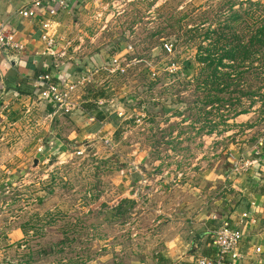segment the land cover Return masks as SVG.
<instances>
[{"label": "rangeland", "instance_id": "obj_1", "mask_svg": "<svg viewBox=\"0 0 264 264\" xmlns=\"http://www.w3.org/2000/svg\"><path fill=\"white\" fill-rule=\"evenodd\" d=\"M73 1L59 30L65 57L80 69L89 55L108 49L136 60L109 77L127 117L110 146L97 139L78 155L71 153L76 148L0 149V264H151L154 249L183 230L180 222L225 191L216 176L228 166L227 153H256L264 130L259 101L232 118L228 99L235 93L228 86L217 106L207 104L214 91L202 86L205 65L195 57L197 45L208 43L203 31H223L230 7L240 16L233 28L245 37L264 7L249 17L245 0ZM186 61V72L176 73ZM91 90L97 89L77 94L86 99ZM247 100L241 96V106ZM197 167L218 175L203 180ZM165 221L179 224L165 228Z\"/></svg>", "mask_w": 264, "mask_h": 264}, {"label": "crops", "instance_id": "obj_2", "mask_svg": "<svg viewBox=\"0 0 264 264\" xmlns=\"http://www.w3.org/2000/svg\"><path fill=\"white\" fill-rule=\"evenodd\" d=\"M24 2L25 0H0V21H6L12 38L24 46V51L18 55L8 52L9 59H14L13 64L9 59L6 63L4 55H0V141L5 142L0 148L2 153L42 154L61 151L65 153L67 148H78L82 141L91 143L102 138L111 140L118 131L121 119L113 114L115 106L112 105H106L102 110L94 107V111H89L90 105L86 104L94 103L91 94L82 100L78 96V101L89 113H102V119L87 122L82 114L48 116L51 110L50 105L38 99L37 89H32L30 85V79L35 77L36 71L41 70L43 66L45 68L50 66V56L42 53L43 47L38 39L37 21L42 18L43 12L37 9L35 17L20 18L15 11ZM67 3L68 9L59 11L56 16L55 34L58 38V48L63 46L59 30L64 24L65 16L72 11L74 1L68 0ZM117 51L113 49L112 54H118L119 51ZM110 55L106 53L89 55L86 61H83L86 63L82 69L76 67V59L63 57L64 60L60 66L54 69L50 66V72L54 81L74 80L76 76L94 68H105ZM4 62L6 65L3 64ZM104 72H101L102 76ZM106 79H108L107 82L104 81L101 88H94L103 92V96L97 98L112 99L124 107L114 97L109 77ZM90 87L93 89L92 86ZM241 115L243 114L234 118ZM50 141L53 144L52 147L48 145ZM39 145H42L44 149L36 152V147ZM247 154L244 156L240 153V156L248 157L246 159L254 156L253 153ZM227 165L228 168V162ZM258 165L247 167L235 178L234 185L239 188L238 191L229 187L225 176L227 168L222 175L216 176L221 178L222 188L225 191L217 196H214L215 193L209 197L204 195L206 198L195 213L180 222L183 224L181 225L183 230H180L179 234L178 232L172 234L170 240L162 241V247L159 245L154 249L151 264H193L194 259L199 255L212 257L214 249L211 246L209 232L220 223L222 218H227L232 223L238 219L242 220L238 223L243 234L238 245L241 259L236 264H264V160ZM196 175L204 180L207 175H212V179L218 174L214 170H202L200 167ZM247 210L249 216L255 218V224H251L248 217L241 216V213ZM165 222L167 224L165 228L171 229L174 224H179V222ZM184 237L185 240H183ZM255 247H259V252H254Z\"/></svg>", "mask_w": 264, "mask_h": 264}, {"label": "built area", "instance_id": "obj_3", "mask_svg": "<svg viewBox=\"0 0 264 264\" xmlns=\"http://www.w3.org/2000/svg\"><path fill=\"white\" fill-rule=\"evenodd\" d=\"M68 0H25L24 4L18 8L15 13L17 16L23 19H29L36 16V10H42V18L37 21L39 40L43 47L42 53H47L50 56V66L58 67L63 62L65 57V46L58 48V38L55 34V25L57 23L56 16L59 11L68 9ZM66 44H69L67 42ZM162 50L166 53L172 51L171 43H163ZM24 51V46L12 38L6 21H0V55L3 54L5 62L7 63L9 56L8 52L20 54ZM7 57V58H6ZM135 59L125 61V58L113 53L110 55L107 66L102 69L94 68L86 73L76 76L74 80L69 81H52L53 75L50 71H45V67L41 68V72L34 78L30 79V85L32 88L37 89L38 99L48 102L51 110L48 112V116H54L56 114L61 115H73L82 114L85 116L87 122L97 121L94 114L86 111L80 101H78V95L76 94L78 88L85 86H92L93 88H101L103 82H107V77L113 74L125 73L126 67L135 62ZM3 63L6 65V63ZM174 67L169 66L168 70H173ZM102 70V71H101ZM104 71V76L101 72ZM100 72V73H98ZM98 73V74H96ZM150 76L154 77L155 72L151 71ZM97 110H102L106 105L115 106L113 114L125 120L127 115L125 114V108L119 105L118 102L112 99L97 98L93 100ZM105 146H110V140L106 138L101 139ZM90 142H85L79 145L78 148L71 153L76 155L83 152L84 148L91 146ZM264 130L258 137L256 142V153H253V157L244 159L240 155H233L227 153L226 160L229 163L228 170L225 174L229 187L234 191H238L239 188L235 186V178L238 177L247 167L256 165L259 166V162L264 160V153H257L261 151L264 146ZM48 145L52 147V142H48ZM43 146L36 147V152L43 151ZM44 149V148H43ZM253 204V203H252ZM242 217H248L251 224H255V218L250 217L248 210L241 213ZM242 220L231 222L227 218H222L220 223L214 228L210 229L211 246L214 249V255L212 257L199 255L197 256L193 264H236L241 259L240 252L238 251V245L243 237L238 223ZM254 252H259V247H255Z\"/></svg>", "mask_w": 264, "mask_h": 264}, {"label": "trees", "instance_id": "obj_4", "mask_svg": "<svg viewBox=\"0 0 264 264\" xmlns=\"http://www.w3.org/2000/svg\"><path fill=\"white\" fill-rule=\"evenodd\" d=\"M245 2L249 5V9L245 11V14L249 17L253 16V12L256 11L257 7H264V5H260L259 1L245 0ZM230 10V14L226 16L222 26L223 31L217 32L214 28H206L202 36L203 40H208L207 45H197L195 58L200 64L205 65L201 67L204 73L202 86L204 88L210 87L214 91L211 97L206 99V103L216 104L217 106V103L222 101L218 93L222 92L223 88L230 86V93H235L233 97L228 99V104L232 107V118L247 113L249 108L258 101L262 107L261 111L264 113V14L258 20V25L247 30L248 35L245 37L242 33H236L232 25L240 20L238 11L231 7ZM194 35L191 36L194 37ZM112 51L113 49L106 50V55L112 54ZM189 65L190 63L186 61L183 67L175 72L184 73ZM50 68V66L45 68L43 72L50 71ZM260 70H263V72L261 73ZM40 72L41 70L36 71L35 76ZM259 78L262 80L261 85L256 86L255 79ZM90 94L94 99L103 96L100 89L91 90ZM243 95L249 99L246 107L241 106L240 97ZM86 105H90L88 110H91V112L96 107L94 103H87ZM94 116L96 120L103 118L100 112H95ZM263 148L264 146L261 150Z\"/></svg>", "mask_w": 264, "mask_h": 264}, {"label": "water", "instance_id": "obj_5", "mask_svg": "<svg viewBox=\"0 0 264 264\" xmlns=\"http://www.w3.org/2000/svg\"><path fill=\"white\" fill-rule=\"evenodd\" d=\"M9 61H10V63H12V64L14 63V59H13V60H12V59H9Z\"/></svg>", "mask_w": 264, "mask_h": 264}]
</instances>
